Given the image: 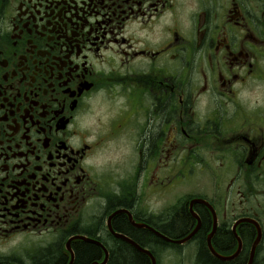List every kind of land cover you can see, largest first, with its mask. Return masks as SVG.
I'll return each mask as SVG.
<instances>
[{"label":"flooded vegetation","instance_id":"1","mask_svg":"<svg viewBox=\"0 0 264 264\" xmlns=\"http://www.w3.org/2000/svg\"><path fill=\"white\" fill-rule=\"evenodd\" d=\"M81 246L264 264V0H0V264Z\"/></svg>","mask_w":264,"mask_h":264},{"label":"trees","instance_id":"2","mask_svg":"<svg viewBox=\"0 0 264 264\" xmlns=\"http://www.w3.org/2000/svg\"><path fill=\"white\" fill-rule=\"evenodd\" d=\"M125 248L127 249L121 252L118 251L117 254L114 255L115 257L112 258V264H149L148 259L145 255L140 254L139 252L130 247ZM98 256L99 252L93 246H81L77 249V262H79L80 264H87L93 258H96ZM53 263V261L50 262V264ZM54 264L57 263L55 262Z\"/></svg>","mask_w":264,"mask_h":264},{"label":"rangeland","instance_id":"3","mask_svg":"<svg viewBox=\"0 0 264 264\" xmlns=\"http://www.w3.org/2000/svg\"><path fill=\"white\" fill-rule=\"evenodd\" d=\"M169 256L167 257H162V264H171V261L168 259Z\"/></svg>","mask_w":264,"mask_h":264}]
</instances>
